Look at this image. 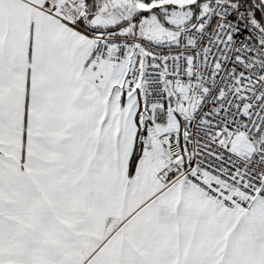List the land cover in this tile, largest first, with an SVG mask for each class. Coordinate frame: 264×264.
<instances>
[{"label": "snow or ice", "instance_id": "1", "mask_svg": "<svg viewBox=\"0 0 264 264\" xmlns=\"http://www.w3.org/2000/svg\"><path fill=\"white\" fill-rule=\"evenodd\" d=\"M0 264H264V0H0Z\"/></svg>", "mask_w": 264, "mask_h": 264}]
</instances>
